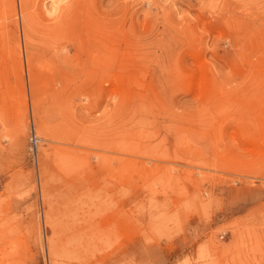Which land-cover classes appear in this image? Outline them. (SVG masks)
<instances>
[{
	"label": "rangeland",
	"instance_id": "rangeland-1",
	"mask_svg": "<svg viewBox=\"0 0 264 264\" xmlns=\"http://www.w3.org/2000/svg\"><path fill=\"white\" fill-rule=\"evenodd\" d=\"M0 264H264V0H0Z\"/></svg>",
	"mask_w": 264,
	"mask_h": 264
},
{
	"label": "built area",
	"instance_id": "built-area-1",
	"mask_svg": "<svg viewBox=\"0 0 264 264\" xmlns=\"http://www.w3.org/2000/svg\"><path fill=\"white\" fill-rule=\"evenodd\" d=\"M27 151L33 160H37L39 137L36 132V127L33 118L29 119L28 135H27Z\"/></svg>",
	"mask_w": 264,
	"mask_h": 264
},
{
	"label": "bare ground",
	"instance_id": "bare-ground-1",
	"mask_svg": "<svg viewBox=\"0 0 264 264\" xmlns=\"http://www.w3.org/2000/svg\"><path fill=\"white\" fill-rule=\"evenodd\" d=\"M39 137V136H38ZM27 141H28V139H27ZM39 143H40V137H39ZM39 147V146H38Z\"/></svg>",
	"mask_w": 264,
	"mask_h": 264
}]
</instances>
